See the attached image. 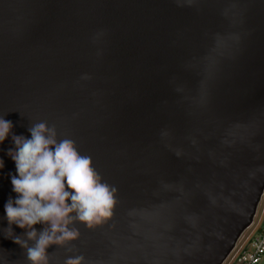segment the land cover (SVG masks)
<instances>
[{
  "label": "water",
  "instance_id": "water-1",
  "mask_svg": "<svg viewBox=\"0 0 264 264\" xmlns=\"http://www.w3.org/2000/svg\"><path fill=\"white\" fill-rule=\"evenodd\" d=\"M0 117L54 128L115 190L46 264H223L264 192V0H0ZM11 147L0 264H29L4 239Z\"/></svg>",
  "mask_w": 264,
  "mask_h": 264
},
{
  "label": "clouds",
  "instance_id": "clouds-1",
  "mask_svg": "<svg viewBox=\"0 0 264 264\" xmlns=\"http://www.w3.org/2000/svg\"><path fill=\"white\" fill-rule=\"evenodd\" d=\"M11 130L12 122L0 117V145L10 140L5 155L15 169L8 174L14 198L3 206L5 230L13 235L4 239L25 249L29 264H46L50 246L76 238L73 222L91 227L110 215L115 190L101 182L90 157L80 155L71 139H56L54 128L33 124L28 138ZM3 166L0 160V170ZM13 226L23 231V240ZM81 259L69 258L65 264H80Z\"/></svg>",
  "mask_w": 264,
  "mask_h": 264
},
{
  "label": "built area",
  "instance_id": "built-area-1",
  "mask_svg": "<svg viewBox=\"0 0 264 264\" xmlns=\"http://www.w3.org/2000/svg\"><path fill=\"white\" fill-rule=\"evenodd\" d=\"M234 249L232 250V252L234 251ZM232 252L225 260V262L228 259H230V257L232 256ZM263 257H264V215L259 228L247 240V242L243 244L239 252L232 258V260L228 264H259L263 259Z\"/></svg>",
  "mask_w": 264,
  "mask_h": 264
},
{
  "label": "rangeland",
  "instance_id": "rangeland-1",
  "mask_svg": "<svg viewBox=\"0 0 264 264\" xmlns=\"http://www.w3.org/2000/svg\"><path fill=\"white\" fill-rule=\"evenodd\" d=\"M263 210H264V192H263V195L261 197L260 203L257 207V210H256L255 216L253 218L251 226L242 234V236L240 237V239L238 240V242L236 244L234 251L232 252V256L224 264H228L232 260V258L239 252L240 248L246 242V240L249 237V235L251 234V232L258 225H260V223H261L260 217H261V214L263 213Z\"/></svg>",
  "mask_w": 264,
  "mask_h": 264
},
{
  "label": "crops",
  "instance_id": "crops-1",
  "mask_svg": "<svg viewBox=\"0 0 264 264\" xmlns=\"http://www.w3.org/2000/svg\"><path fill=\"white\" fill-rule=\"evenodd\" d=\"M263 215H264V210H263V213L261 214V221H262V219H263ZM261 224V223H260ZM259 226L260 225H258L252 232H251V234L249 235V237L247 238V240L256 232V230L259 228ZM247 240H246V242H247ZM259 264H264V257H263V259L261 260V262L259 263Z\"/></svg>",
  "mask_w": 264,
  "mask_h": 264
}]
</instances>
